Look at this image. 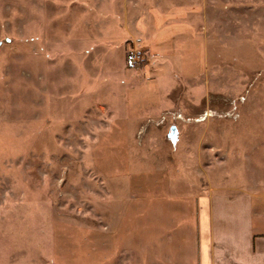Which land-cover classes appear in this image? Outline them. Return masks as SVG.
Returning <instances> with one entry per match:
<instances>
[{
  "label": "rangeland",
  "instance_id": "1",
  "mask_svg": "<svg viewBox=\"0 0 264 264\" xmlns=\"http://www.w3.org/2000/svg\"><path fill=\"white\" fill-rule=\"evenodd\" d=\"M263 158L264 0H0V264H184Z\"/></svg>",
  "mask_w": 264,
  "mask_h": 264
},
{
  "label": "crops",
  "instance_id": "2",
  "mask_svg": "<svg viewBox=\"0 0 264 264\" xmlns=\"http://www.w3.org/2000/svg\"><path fill=\"white\" fill-rule=\"evenodd\" d=\"M217 175L215 190L207 189L198 200L194 257L182 261L264 264V158L238 182L234 174L232 184L224 172Z\"/></svg>",
  "mask_w": 264,
  "mask_h": 264
}]
</instances>
